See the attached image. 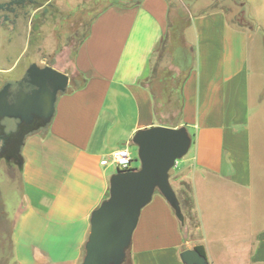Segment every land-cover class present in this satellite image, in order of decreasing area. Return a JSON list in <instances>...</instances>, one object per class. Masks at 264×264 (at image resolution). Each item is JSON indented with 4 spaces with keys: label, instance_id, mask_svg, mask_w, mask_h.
Returning a JSON list of instances; mask_svg holds the SVG:
<instances>
[{
    "label": "crops",
    "instance_id": "obj_1",
    "mask_svg": "<svg viewBox=\"0 0 264 264\" xmlns=\"http://www.w3.org/2000/svg\"><path fill=\"white\" fill-rule=\"evenodd\" d=\"M235 14L216 7L175 29L171 0L96 13L73 60L83 85L58 96L51 122L21 150L22 200L9 220L13 264H80L90 214L115 172L100 161L123 146L136 158L135 132L157 125L185 126L191 137L184 166L169 177L184 225L155 192L129 263L183 264L180 253L200 245L209 264H264V192L253 158L263 96L248 59L257 38L233 23ZM170 46L179 96L160 103L150 82Z\"/></svg>",
    "mask_w": 264,
    "mask_h": 264
},
{
    "label": "rangeland",
    "instance_id": "obj_2",
    "mask_svg": "<svg viewBox=\"0 0 264 264\" xmlns=\"http://www.w3.org/2000/svg\"><path fill=\"white\" fill-rule=\"evenodd\" d=\"M213 1L171 0L175 29L187 25L190 16L201 14ZM243 1L244 5L241 4L242 0H221L217 3V9L223 7L234 10L235 15H238L235 21H239L244 28L253 30L257 38L249 48L248 59L254 89L262 92L263 96L260 104L263 105L258 106L254 117L256 127L253 131V158L256 184L261 185L264 192V181L260 180L261 170H264V0ZM9 2L10 0H0V6ZM109 2L110 0H32L22 6L13 4L10 10L0 9V88L5 82L21 79L31 63L40 67L50 66L67 74L69 83L66 91L80 83L81 76L76 73L73 65L76 46L87 32L90 20ZM174 49L170 46L164 50L163 59L155 74L156 81L150 82L152 90L159 91L155 96L160 103L165 102L167 95L170 98L169 94H173L172 101L179 96L180 79L176 77L172 67ZM5 122L10 125L12 121ZM187 154L177 160L170 172L184 166ZM135 157L132 166L138 168L136 151ZM21 200L20 170L14 163L8 164L1 160L0 264H13L9 220ZM182 233L184 234V230ZM126 264H130L128 257Z\"/></svg>",
    "mask_w": 264,
    "mask_h": 264
},
{
    "label": "water",
    "instance_id": "obj_3",
    "mask_svg": "<svg viewBox=\"0 0 264 264\" xmlns=\"http://www.w3.org/2000/svg\"><path fill=\"white\" fill-rule=\"evenodd\" d=\"M69 77L50 66L31 63L15 84L0 88V161L22 169L25 139L51 122L58 96L67 90ZM6 120L14 122L8 128ZM138 168L116 170L109 178L108 196L90 214L89 231L80 264H123L130 248L141 210L158 191L183 223L178 197L169 173L191 145L185 126L162 125L140 129L132 137ZM183 264H209L196 249L180 253Z\"/></svg>",
    "mask_w": 264,
    "mask_h": 264
},
{
    "label": "built area",
    "instance_id": "obj_4",
    "mask_svg": "<svg viewBox=\"0 0 264 264\" xmlns=\"http://www.w3.org/2000/svg\"><path fill=\"white\" fill-rule=\"evenodd\" d=\"M132 156L128 146L115 149L108 157L103 158L100 163L102 166H111L114 171H126L133 168Z\"/></svg>",
    "mask_w": 264,
    "mask_h": 264
},
{
    "label": "trees",
    "instance_id": "obj_5",
    "mask_svg": "<svg viewBox=\"0 0 264 264\" xmlns=\"http://www.w3.org/2000/svg\"><path fill=\"white\" fill-rule=\"evenodd\" d=\"M32 0H10V2L9 3H7V4H3V5H1L0 6V9H3V10H10V6L11 5H13V4H15V5H18V6H22V5H24L26 2H31ZM135 1L136 0H110V2H109V4L107 5V6H109V5H120V6H122V5H129V4H134L135 3ZM218 1L219 0H214L210 5H209V7H207L206 9H215L216 7H217V3H218ZM242 5H244L245 3H244V1L242 0V3H241ZM107 6H105V7H107ZM104 7V8H105ZM204 10V12L205 11H207V10ZM250 21H252V20H250ZM233 23H236L238 26H240V27H243V25H241V23L239 22V21H235V20H233ZM252 27V26H251ZM250 27V28H251ZM83 85V81H81L80 83H78L77 85H75L73 88H80L81 86ZM135 169V168H134ZM108 196V194H106V197ZM184 217V216H183ZM181 223V222H180ZM184 225V222L183 223H181V226H183ZM182 230H183V228H182ZM194 249H196L201 255H203V256H205V251H204V249H203V247L202 246H200V245H196V246H194ZM126 262H127V256H126V259H125V261H124V263L123 264H126Z\"/></svg>",
    "mask_w": 264,
    "mask_h": 264
},
{
    "label": "flooded vegetation",
    "instance_id": "obj_6",
    "mask_svg": "<svg viewBox=\"0 0 264 264\" xmlns=\"http://www.w3.org/2000/svg\"><path fill=\"white\" fill-rule=\"evenodd\" d=\"M18 80H14V81H12L14 84H13V86H12V89L13 90H15V89H17V87H16V82H17ZM9 125V124H8ZM13 126H14V122H11V124L8 126V128L9 129H12L13 128ZM11 163V162H10ZM9 164V163H8Z\"/></svg>",
    "mask_w": 264,
    "mask_h": 264
}]
</instances>
